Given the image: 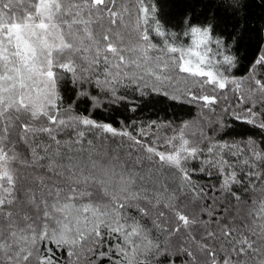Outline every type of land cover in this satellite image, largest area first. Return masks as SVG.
<instances>
[{"label": "snow or ice", "instance_id": "obj_1", "mask_svg": "<svg viewBox=\"0 0 264 264\" xmlns=\"http://www.w3.org/2000/svg\"><path fill=\"white\" fill-rule=\"evenodd\" d=\"M209 12L177 33L155 0H0V264H264V15ZM149 97L194 113L96 118Z\"/></svg>", "mask_w": 264, "mask_h": 264}, {"label": "trees", "instance_id": "obj_2", "mask_svg": "<svg viewBox=\"0 0 264 264\" xmlns=\"http://www.w3.org/2000/svg\"><path fill=\"white\" fill-rule=\"evenodd\" d=\"M158 9L162 11L164 18L168 21V31L179 32L181 30V21L184 19L185 13L193 15V22L203 21L206 16L210 15L209 9L214 8L217 0H155ZM250 12L253 15V23L261 15H264V8L260 7V0H249ZM264 23V21H262ZM160 40L161 38H156ZM177 46H188L191 41L189 38L180 36L175 41ZM257 45L253 43L240 52L241 57H247L240 60L237 68L233 69V74L236 76H242L247 71V65L249 59L256 55ZM73 100V94L69 90L65 94L66 103H71ZM140 104V108L135 114L125 112L121 109L119 112H113L111 114L105 112H99L96 115L98 119H111L115 122L116 117L123 115L132 116V118H140L141 121H152V120H173L179 123L181 120L190 119L194 113L193 109L187 106H182L173 103L162 97H149L144 100H137ZM87 105L79 104V110H83ZM118 126V125H116ZM229 133V138L241 139L247 136H256L259 133L258 129H253L249 125L240 123H233L230 128L226 129Z\"/></svg>", "mask_w": 264, "mask_h": 264}]
</instances>
